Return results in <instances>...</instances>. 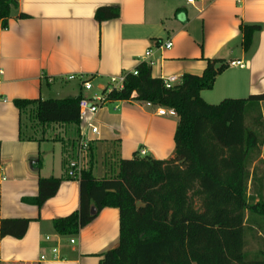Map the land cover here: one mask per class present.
<instances>
[{"label": "crops", "instance_id": "1", "mask_svg": "<svg viewBox=\"0 0 264 264\" xmlns=\"http://www.w3.org/2000/svg\"><path fill=\"white\" fill-rule=\"evenodd\" d=\"M176 1L18 0L6 27L0 22V220H29L22 239H0V264H92L89 258L117 245L112 239L113 233L119 234L115 208L100 211L70 238L73 244L52 227L54 220L78 208V181L69 180L66 169L70 161L80 170L88 166L87 152L74 156L80 133L90 141L93 168L100 147L106 162L116 167L138 149L154 160H169L174 154L176 117L158 116L145 103H106L111 106L104 104L78 126L31 122L33 135L26 136L23 114L29 110L20 113L14 100L90 99L141 64L150 66L153 78L181 80L187 74L201 75L214 59L243 67L227 66L208 90L212 93H200L204 101L264 93V0ZM101 7L117 8L118 17L96 21ZM243 25L260 27L248 52L241 45ZM164 42L172 47L160 48ZM170 66L175 70L166 72ZM69 76L74 78L67 80ZM83 81H89V91L81 87ZM40 178L59 179L60 185L37 208L23 199L37 196ZM52 248L57 249L56 260ZM46 252L50 260H40Z\"/></svg>", "mask_w": 264, "mask_h": 264}, {"label": "trees", "instance_id": "2", "mask_svg": "<svg viewBox=\"0 0 264 264\" xmlns=\"http://www.w3.org/2000/svg\"><path fill=\"white\" fill-rule=\"evenodd\" d=\"M17 6L18 0H0L3 28ZM94 17L98 22L114 19L118 9L101 7ZM258 31L257 25L240 27L244 52ZM226 67L220 59L210 60L201 75H184L179 84L166 89L151 76L150 66L141 64L136 76L125 75L121 89L102 91L105 104L133 100L173 110L174 154L169 160L134 154L118 160L114 176L96 178L89 143L88 166L78 179V208L52 222L55 233L76 235L100 211L115 208L118 244L102 254L99 264H264V250L252 256L244 250L247 232L264 234L262 179L249 170L262 144L257 129L262 127L264 93L205 102L200 93L212 89ZM79 99L14 100L13 105L20 113H34L36 124L43 127L78 126ZM59 185V179L40 178L37 196L23 202L40 208ZM28 224L27 219L0 220V239H22Z\"/></svg>", "mask_w": 264, "mask_h": 264}, {"label": "rangeland", "instance_id": "3", "mask_svg": "<svg viewBox=\"0 0 264 264\" xmlns=\"http://www.w3.org/2000/svg\"><path fill=\"white\" fill-rule=\"evenodd\" d=\"M172 1H176V0H172ZM176 3L181 4L182 1L181 2L176 1ZM163 44H165V42ZM171 70L174 71L175 68L170 66L167 68L166 72H170ZM208 93H212V91L204 92L203 95H207ZM92 94H96V92L92 93ZM230 99H232V98H230ZM221 101H223V99H217L214 101L215 103H209V102H207V103L218 104ZM105 106L109 107V106H111V104H106ZM23 116H24L23 117V126H25V127L23 128L22 133L26 136L33 135V133H31V131H29V130H30V126H33L32 123L36 124V121L34 118V113L31 114V112L28 111L26 114H23ZM261 122H262V127L257 129V133H258L259 139L262 141V144L259 148V154L255 157V160L252 162L251 166L249 167V170L251 172L254 171L256 173L257 177L262 179V185H263L262 193L264 195V104H262V106H261ZM247 126L250 127L251 125L247 122ZM75 144H76V146L73 150L74 156H76V154L78 152L77 151V141ZM104 152L105 151H104L103 147H100L99 150L96 151L95 165H94L92 174H94L97 177H102V178L107 177L108 178V177H112L115 174H117L118 170H117L115 163L109 164L106 162V159L104 157ZM136 154L138 157H141V158L144 157V156L140 155V149H138ZM257 186H258V183L255 184V186H254L255 189L257 188ZM252 193H253V187H252V184L249 182L248 194L251 195ZM70 238L75 239L74 236H64L62 238V240L68 241V240H70ZM118 238H119V234L113 233L112 239L116 240V242H117L116 244H118ZM244 250L250 256H252L254 253H256L259 250H264V234L260 233L257 230L253 231V232H247V234L245 236V249ZM103 252L105 253L106 251H103ZM47 253L48 252H46L44 257H45V259H47L49 261L51 257H49V255ZM102 254L103 253H98V254L94 255L93 257L89 258L88 263L98 264L99 260L102 257Z\"/></svg>", "mask_w": 264, "mask_h": 264}, {"label": "built area", "instance_id": "4", "mask_svg": "<svg viewBox=\"0 0 264 264\" xmlns=\"http://www.w3.org/2000/svg\"><path fill=\"white\" fill-rule=\"evenodd\" d=\"M177 1H182L183 3H185L186 5H193L194 2L196 0H177ZM172 47V44L170 42H166L165 44H163L162 46H160V48H163L165 50H169ZM150 55V51H147L145 53V57H148ZM227 66H231V67H240L242 68L243 65L240 62H230L227 64ZM130 74H132L133 76L137 75V70H133ZM124 77L122 76L118 79H113L111 81V84L109 86V89H121L124 83ZM74 77L73 76H69L67 77V80H72ZM161 81L163 82V85L166 89H171L172 87H174L175 85L180 83V79L179 77L176 76H170L167 77L165 79H161ZM81 87L83 88V90L85 91H89L91 89V85L89 83V81H83L81 83ZM104 100L103 97L98 96V97H93L90 99L87 98H83L80 97L79 102H78V119H79V123H83L87 117L94 115L97 110L102 107L104 105ZM147 107L150 108H155V113L158 116H171V117H175V113L173 110L170 109H163V108H156V107H152L150 104L145 103ZM87 129L90 130V132L92 134H96L97 129L93 126H91L90 124H87ZM89 140L87 139V137L85 136L84 132L80 133L79 138L77 140V151L80 153L81 151L86 152L87 147L89 145ZM141 156H144V152L141 151L140 152ZM80 169L78 168V165L76 163V161H70L67 165V169H66V176L69 180H73V181H78L79 179V175H80ZM48 240V238H46V241ZM74 241L73 239L70 240V244H73ZM51 254H52V258L53 260L58 259V252L56 248H52L51 249ZM40 260H45L44 256H41Z\"/></svg>", "mask_w": 264, "mask_h": 264}, {"label": "water", "instance_id": "5", "mask_svg": "<svg viewBox=\"0 0 264 264\" xmlns=\"http://www.w3.org/2000/svg\"><path fill=\"white\" fill-rule=\"evenodd\" d=\"M90 213H91V214H94V213H95V210H94L93 207H91V209H90Z\"/></svg>", "mask_w": 264, "mask_h": 264}]
</instances>
